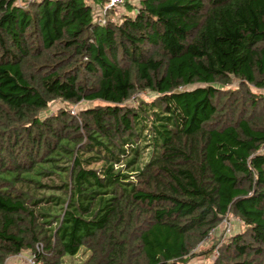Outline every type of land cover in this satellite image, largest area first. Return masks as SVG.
<instances>
[{
    "label": "trees",
    "instance_id": "16d2710c",
    "mask_svg": "<svg viewBox=\"0 0 264 264\" xmlns=\"http://www.w3.org/2000/svg\"><path fill=\"white\" fill-rule=\"evenodd\" d=\"M107 1L0 0V264H264V0Z\"/></svg>",
    "mask_w": 264,
    "mask_h": 264
},
{
    "label": "rangeland",
    "instance_id": "374dc122",
    "mask_svg": "<svg viewBox=\"0 0 264 264\" xmlns=\"http://www.w3.org/2000/svg\"><path fill=\"white\" fill-rule=\"evenodd\" d=\"M130 3L133 5V6H136L137 4H138V0H130ZM100 6V5H99ZM133 6L132 7H129L128 9H127V13L129 14V15H135L136 14V10H135V7L133 8ZM101 7V6H100ZM125 6H124V4L122 5V6H116L115 8H114V11H115V13H114V15L112 16V18H114V19H117L119 16H120V14L122 13V12H125ZM96 9V12L98 13V12H100V10H99V7H94V10ZM99 10V11H98ZM99 14V13H98ZM261 93H264V89L262 90V91H260ZM145 95H147V94H145ZM144 95V96H145ZM148 98H149V96H148ZM60 107H62V103H60V102H56L53 106H52V109L50 108L49 110H47V112H43V114H42V116H45V115H47V114H49L52 110H57V109H59ZM230 223H231V236H233V235H235V234H238L239 232H241L242 230H243V228H244V226H243V224L241 223V221L239 220V219H237V218H235V217H232L231 219H230ZM220 234H221V231L220 230H218V231H216L215 232V240H217V239H219V236H220ZM229 235V236H230ZM229 236H226V235H224V238H227V237H229ZM211 242L209 243V245L207 246L206 244H203V246L201 247V249H199L198 251H197V253L198 254H200V253H202V252H206V250H207V252H208V249H209V247L211 246ZM29 256H31V254H28V253H25V254H23V257H21V258H18L17 257V259L15 258V260L14 261H12V263L13 264H27V262L25 261L26 260V257H29ZM89 256H90V252L88 251V250H85L84 248L78 253V255H76V256H66L65 257V262H64V264H84L85 263V261L89 258ZM214 258H215V256H214V253H206V255H201V256H198V257H196L194 260H192L189 264H213V262H214Z\"/></svg>",
    "mask_w": 264,
    "mask_h": 264
},
{
    "label": "built area",
    "instance_id": "2783aa9c",
    "mask_svg": "<svg viewBox=\"0 0 264 264\" xmlns=\"http://www.w3.org/2000/svg\"><path fill=\"white\" fill-rule=\"evenodd\" d=\"M125 2H126V0H108L106 6L104 8L98 6L100 12H98L99 14L97 13V16H100V17L104 16V15H106L108 10L113 9L116 6H122L123 4H125ZM73 113H75V109L73 110ZM263 150H264V148H263ZM231 226L232 225L230 223V219L226 218L223 222V225L218 230L224 231V233H225L224 235L229 236L232 232ZM215 231H217V230H215ZM17 257L21 258V257H23V254L18 255ZM25 261L27 262V264H36L35 256H33V255L26 257Z\"/></svg>",
    "mask_w": 264,
    "mask_h": 264
}]
</instances>
